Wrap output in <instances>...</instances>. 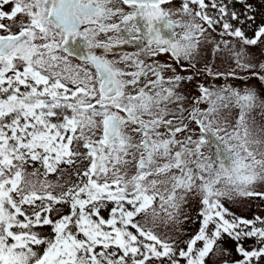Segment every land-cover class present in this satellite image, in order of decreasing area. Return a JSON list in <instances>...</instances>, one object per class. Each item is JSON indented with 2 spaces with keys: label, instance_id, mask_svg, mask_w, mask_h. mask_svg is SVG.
<instances>
[{
  "label": "snow or ice",
  "instance_id": "obj_1",
  "mask_svg": "<svg viewBox=\"0 0 264 264\" xmlns=\"http://www.w3.org/2000/svg\"><path fill=\"white\" fill-rule=\"evenodd\" d=\"M248 21L226 0H0V264H264V216L226 206L264 202ZM209 48L260 88L176 72Z\"/></svg>",
  "mask_w": 264,
  "mask_h": 264
},
{
  "label": "rangeland",
  "instance_id": "obj_2",
  "mask_svg": "<svg viewBox=\"0 0 264 264\" xmlns=\"http://www.w3.org/2000/svg\"><path fill=\"white\" fill-rule=\"evenodd\" d=\"M262 6L263 7H257L256 5H258V0H246L247 3L252 4V11H245V7L244 4L242 3H236L233 0H230V4L232 6H234L235 10L241 14V19H244L246 16H251L253 14H255L256 16V21L255 23H252L251 21H248L246 24L243 25L244 30L246 31V34L251 37L254 34V30L256 29L257 25H259L261 22H264V0H262ZM215 36V38L217 40H221V39H232L229 37H223L221 38L219 35L217 34H213ZM233 43L235 44L236 41L233 39ZM264 51V49L257 47V46H250L249 49V55L252 56L254 59L256 60H264V56L261 55V52ZM205 59L200 62L197 63L198 65V70L201 71L202 70V64H205V62L210 61L213 64H209L210 68L215 72L217 71H227L231 68H234L235 65L231 64V63H224L223 60L219 57L222 56V53H215L211 50V48H209L206 52H205ZM163 60H168V57H164ZM206 71V69H205ZM212 71V72H213ZM177 73H179L182 76H187V73L185 71H181L178 70L176 71ZM241 73L243 74L241 71L237 70V74ZM237 74L235 76H231L229 78V80H227L226 78H220V77H216L215 78H211L208 81V86L210 87H219V86H223L226 83H232L234 84L237 88L243 89L245 87L248 86H255L257 89L260 88V82L253 79L250 80H246V79H238L237 78ZM238 79V80H237ZM183 91L185 93H191L192 95L196 94L199 95V92L195 90L194 85L192 84H186L184 86ZM191 103V101H189V104ZM199 107L201 109H206L208 107L207 104H200ZM239 114V110L238 109H234L232 110L230 113H225L224 115L227 116V118L231 121V122H235L237 116ZM255 119L256 122L258 124L264 122L261 120V117L258 114H255ZM205 154H207L208 150L204 149ZM228 207L231 208V210L233 212L236 213L237 216H245L247 218H252L254 215H261L264 216V202H259V201H255V202H243V203H238L235 205H226ZM193 216H195V211H193ZM199 227L198 223H189L187 225H185V228L188 232L190 233H194L195 230H197ZM159 232H163L165 231V228L163 226V224L160 225ZM253 242L251 240H249L247 242V244L245 245L246 247H248L249 245H252ZM234 248V244L231 245ZM239 257H237L238 259Z\"/></svg>",
  "mask_w": 264,
  "mask_h": 264
},
{
  "label": "flooded vegetation",
  "instance_id": "obj_3",
  "mask_svg": "<svg viewBox=\"0 0 264 264\" xmlns=\"http://www.w3.org/2000/svg\"><path fill=\"white\" fill-rule=\"evenodd\" d=\"M233 1H235V0H233ZM226 2H228V3H230V0H226ZM262 0H258V5H256L257 7H263L262 6ZM231 5V4H230ZM232 6V5H231ZM232 7H234V6H232ZM256 30V29H255ZM254 30V31H255ZM253 31V32H254ZM136 50V47H135V45H122V46H120V47H118L117 49H115V51H116V53H117V56H119L120 54H122L123 52H125V51H127V52H133V51H135ZM164 57H166V56H163V57H161L160 59H161V61L163 62V61H168V62H171V60L169 59V57H168V60H163V58ZM79 61H75L74 60V63H78ZM188 62L187 61H185L184 62V64L186 65ZM209 64H212L211 63V60L210 61H207V62H205V64H202V70L201 71H198V72H193V70L191 69V68H187V67H183V66H181L180 64H177L176 66H175V70L176 71H178V70H181V71H185L186 73H187V76L188 75H194L195 76V83H201V84H205V86H208V81H209V79H211V78H215V75H214V71H213V75H209L208 74V72L207 71H205V69H206V67H209L210 65ZM213 65V64H212ZM196 68L198 69V65L196 64ZM220 72H223V71H220ZM237 74V73H236ZM231 76H224V77H220V78H226L227 80H229V78H230ZM237 78L238 79H246V80H250V79H253V78H251V77H248L247 75H245L244 73L243 74H241V73H238L237 74ZM237 79V80H238ZM195 83H188V84H192V85H194V87H195ZM210 87V86H209ZM196 90V89H195ZM193 96H198V95H196V94H194Z\"/></svg>",
  "mask_w": 264,
  "mask_h": 264
}]
</instances>
